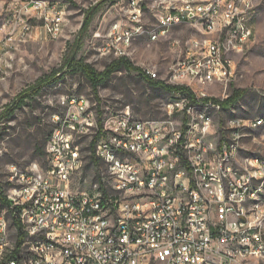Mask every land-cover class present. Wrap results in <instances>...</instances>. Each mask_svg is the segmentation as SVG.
Segmentation results:
<instances>
[{
	"label": "built area",
	"instance_id": "obj_1",
	"mask_svg": "<svg viewBox=\"0 0 264 264\" xmlns=\"http://www.w3.org/2000/svg\"><path fill=\"white\" fill-rule=\"evenodd\" d=\"M11 4L7 22L19 24L23 35L34 29L32 20L51 36L60 35L64 12L51 0ZM129 4L130 24L117 22V27H111L104 48L116 58L126 56L129 42L138 36L158 41L181 24H190L198 32H211L212 25H220L218 38L192 39L185 56L172 63L164 80L181 85V78H190L186 86L197 100L205 97L195 88L196 78L227 85L233 76V56L241 53L239 42L253 38L249 26H236V18L254 6V0H155L157 21L168 20V28L157 35L141 33L144 3L129 0ZM227 29H234L232 45H223ZM147 74L159 77L156 71ZM67 99L69 95L61 98ZM206 102L221 112V104ZM191 103L187 94V101L167 105L171 116L182 118L163 120L162 127L130 114L111 119L110 126L91 122L83 95L68 107L64 131H57L59 112L53 113L48 166L9 167L8 207L0 202V264H264V212L244 219L242 203L244 191L260 183V178H252L251 166L245 162L235 166L241 146L229 136V129L241 130L239 121L222 126L221 146L210 145L213 131L207 122L197 144H190ZM94 139V154L104 162L108 175L97 178L92 191H75L73 179L81 176V157H85L78 154V144ZM191 146H198L196 156H189ZM115 154H126V161H115ZM129 158L140 159V167H129ZM228 174H235V183H228ZM209 176L223 177L226 195H218L208 184ZM96 191H104L106 207L93 206ZM14 219L19 225L13 223L12 238ZM246 226H254V234L249 241L239 240Z\"/></svg>",
	"mask_w": 264,
	"mask_h": 264
},
{
	"label": "rangeland",
	"instance_id": "obj_2",
	"mask_svg": "<svg viewBox=\"0 0 264 264\" xmlns=\"http://www.w3.org/2000/svg\"><path fill=\"white\" fill-rule=\"evenodd\" d=\"M64 12L62 32L53 37L46 32L37 20H32L34 29L23 35L22 27L11 25L7 17L14 0H0V113L18 102L19 93L39 79L59 73L63 77L39 94L27 99L14 114L0 121V183L7 192L9 167L15 164L27 170L38 164L48 166L47 139L53 130L52 115L62 108L60 100L64 95L85 96L98 113L103 111V125L110 126L111 119L130 114L132 118L144 121L181 119L180 114L171 116L167 105L172 93L154 87L145 81L138 72L122 69L112 74L98 88L99 100L92 91L88 77L80 69H72L68 59L91 64L95 70L103 71L116 57L105 53L111 26L116 22L129 23V0H107L93 15L84 29L88 12L102 0H51ZM144 3L142 23L152 28L157 21L158 9H153L155 0H140ZM6 14V26H5ZM249 25L253 38L243 46L241 53L234 57L233 76L228 84H215L206 89L209 96L225 99L234 88L247 91L244 98L234 107L220 113L213 112L216 121L213 129L227 125L234 118H264V0H254ZM214 36V35H213ZM212 36V37H213ZM204 39L202 32L190 24L172 28L169 35L158 41L145 36L134 39L126 55L135 65L146 72H158V79L168 78L170 66L185 56L192 39ZM70 66V67H69ZM62 111V110H61ZM219 133V131H218ZM210 134V143L215 144L219 134ZM261 132H249L244 139L245 147L239 155L240 162L261 150L255 136ZM87 141L82 140L84 169L73 179L75 191H92L97 178L108 175L107 167L101 160L94 163L89 158ZM249 151V152H248ZM252 154V155H251ZM81 177V179H80ZM11 222V237H15Z\"/></svg>",
	"mask_w": 264,
	"mask_h": 264
},
{
	"label": "bare ground",
	"instance_id": "obj_3",
	"mask_svg": "<svg viewBox=\"0 0 264 264\" xmlns=\"http://www.w3.org/2000/svg\"><path fill=\"white\" fill-rule=\"evenodd\" d=\"M200 2H207V0H198ZM56 6L58 4L55 3ZM253 10V6L247 7L244 11V14H240L236 18V26L244 27L249 26V32L253 33L252 27L249 25L250 14ZM111 27H117V22L114 23ZM63 28V23L59 24V34H61ZM168 28V20H161L159 24L153 26L152 28L141 25V33L143 35H157V33H162L165 29ZM220 32V25H212L211 32H202L205 36L204 40H212L218 38ZM214 35V36H213ZM213 36V37H212ZM232 38H234V29H227V33H223V45H232ZM197 39V38H196ZM250 40H245V42H239V51L243 49V46L248 43ZM132 42H129V47ZM175 62V60H174ZM176 62H179L177 60ZM218 84V82H211L207 78H196L195 88L200 90L204 97L209 96L207 87L211 85ZM181 85H190V78H181ZM171 101L168 105H178L183 101H187V94H179L177 92L172 93ZM216 98V97H215ZM82 96H70L67 100H61L60 106L62 111L59 112V118L56 119V128L57 131H64L65 125H67L68 119V107H74V102L81 101ZM84 107L87 109V118L91 122H98V116L96 111L92 108L90 100L83 96ZM223 108H221V112ZM213 112L219 113V108L215 104L196 100L192 101L190 108V119H192V130L189 133V143L197 144L201 132L205 128V122L208 123V128L210 130L220 133V127L213 129L215 126V119ZM201 115V116H199ZM238 122V129H229V136L235 137V144L241 146V150L245 147L244 139L247 137L249 132H261L260 136H255L254 139L259 144L261 150L259 153L251 154L245 159V165L251 166L252 178H260V183L250 184L249 189L244 191L242 195V203L244 209V219H253V213L264 212V165L261 162H264V118H255V119H242L234 118L229 121ZM248 121V122H246ZM162 121H155V127H162ZM104 126V125H103ZM213 146H221V136L218 137ZM249 152V151H248ZM78 154H83L80 144H78ZM198 154V146H191L189 148V156H196ZM240 154H235V166H242V162L239 160ZM115 161L125 162L126 154H115ZM81 164L85 165L84 157H81ZM129 167H140V159L138 158H129ZM228 183H235V174H228ZM208 184L214 185L217 189L218 195H226V183L223 181L222 176H209ZM253 197V198H252ZM251 201V203H250ZM93 206L96 208L106 207V200L104 197V191H96L92 194ZM254 234V226H246L241 229L239 233V240L249 241V235Z\"/></svg>",
	"mask_w": 264,
	"mask_h": 264
},
{
	"label": "trees",
	"instance_id": "obj_4",
	"mask_svg": "<svg viewBox=\"0 0 264 264\" xmlns=\"http://www.w3.org/2000/svg\"><path fill=\"white\" fill-rule=\"evenodd\" d=\"M106 1L107 0H102L97 7L92 8L88 12V16H87L86 21H85L84 26H83L84 29L89 25L91 18L98 11L100 6L104 5L106 3ZM68 64L72 67L73 70L74 69H80L88 77V79L90 80L91 85H92V91H93L94 95L96 96V98H98V100H99V95H98L99 86L105 80L109 79L113 73L120 71L122 69H127V70H132V71L138 72L139 75L145 81H147L148 84H150L154 87L164 89L165 91L170 92V93H173L175 91L180 90V91L187 93L193 102H195L197 100L195 93L186 85H173V84L166 83L164 80H161V79H152L148 76L146 70L135 65L129 58H127V56L115 58L111 63H109L106 66V68L103 71H97L94 69V67L91 64L85 63L81 60L76 61L74 58L68 59ZM62 77L63 76L61 74L56 73V74H53L51 76L41 78L35 84L30 85L29 87L22 90L18 95L17 104L12 106V107L9 106L7 109H5L3 112L0 113V121L11 117L14 114L17 107H19L21 104H23L27 99L32 98L33 96L39 94V92L42 89H44V87L55 83L56 81L60 80ZM246 93H247V91L244 89L234 88L232 94L229 95L225 99H219V98H214V97H205L202 100H205V101L213 100L215 102H218L219 104H221L223 110H226V109H230V108L234 107L235 105H237L244 98ZM61 110L59 112H61ZM102 114H103V111L101 110V108H99L97 116H98V122L100 121V123H101V121L103 122ZM53 128H54V126H53ZM51 134H52V132H51ZM51 134L49 135V137L47 139V143H48V140H49ZM97 137H98V134L95 136V139ZM95 139L90 143L88 142L87 150L89 151L90 160H92V162H94V163H99L100 160L95 156L94 151H93ZM81 143L82 142H79L80 145H81ZM81 149H82V147H81ZM0 202L3 206L8 207V199L4 195V191L1 188V183H0ZM13 223L15 225H19V222L16 219L13 220Z\"/></svg>",
	"mask_w": 264,
	"mask_h": 264
}]
</instances>
